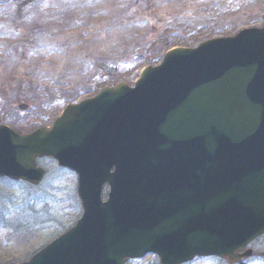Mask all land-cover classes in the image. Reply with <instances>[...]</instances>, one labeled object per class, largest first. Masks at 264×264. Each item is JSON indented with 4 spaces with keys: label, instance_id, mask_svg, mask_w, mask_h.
<instances>
[{
    "label": "water",
    "instance_id": "1",
    "mask_svg": "<svg viewBox=\"0 0 264 264\" xmlns=\"http://www.w3.org/2000/svg\"><path fill=\"white\" fill-rule=\"evenodd\" d=\"M42 158L77 174L83 215L20 264L251 258L264 235V26L173 49L50 130L0 122V177L39 186Z\"/></svg>",
    "mask_w": 264,
    "mask_h": 264
},
{
    "label": "rangeland",
    "instance_id": "2",
    "mask_svg": "<svg viewBox=\"0 0 264 264\" xmlns=\"http://www.w3.org/2000/svg\"><path fill=\"white\" fill-rule=\"evenodd\" d=\"M263 25L264 0H0V121L21 134L51 128L68 105L120 83L134 87L139 59L160 65L169 43L192 49ZM37 163L47 171L38 187L0 178V264L27 262L83 214L76 175L52 159ZM251 248L245 264H264V237Z\"/></svg>",
    "mask_w": 264,
    "mask_h": 264
},
{
    "label": "trees",
    "instance_id": "3",
    "mask_svg": "<svg viewBox=\"0 0 264 264\" xmlns=\"http://www.w3.org/2000/svg\"><path fill=\"white\" fill-rule=\"evenodd\" d=\"M36 1L37 0H28V2H30L31 4L32 3H36ZM147 1H150V0H147ZM170 46H171V43L165 45V48L161 51V54H165L170 49ZM140 60L141 59H139V63H138L139 65H138V68H137L138 71L141 70L145 66V64L150 63V62H152L155 59H144V60H141V61ZM263 256H264V254H263Z\"/></svg>",
    "mask_w": 264,
    "mask_h": 264
}]
</instances>
